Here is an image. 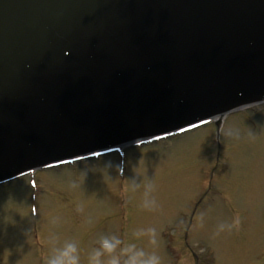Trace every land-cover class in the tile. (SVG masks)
<instances>
[{
  "label": "water",
  "instance_id": "95a60500",
  "mask_svg": "<svg viewBox=\"0 0 264 264\" xmlns=\"http://www.w3.org/2000/svg\"><path fill=\"white\" fill-rule=\"evenodd\" d=\"M261 96L264 0H0V178Z\"/></svg>",
  "mask_w": 264,
  "mask_h": 264
},
{
  "label": "rangeland",
  "instance_id": "374dc122",
  "mask_svg": "<svg viewBox=\"0 0 264 264\" xmlns=\"http://www.w3.org/2000/svg\"><path fill=\"white\" fill-rule=\"evenodd\" d=\"M149 179L151 209L142 206ZM36 180L32 202L25 178L0 187V264H46L67 241L76 243L79 264H89L103 237L121 241L103 262L134 244L160 264H195L186 246L196 264H264V111L224 117L218 131L210 124L76 169L40 171ZM237 216L238 226L217 233ZM148 227L155 245L134 234Z\"/></svg>",
  "mask_w": 264,
  "mask_h": 264
},
{
  "label": "clouds",
  "instance_id": "9594fccd",
  "mask_svg": "<svg viewBox=\"0 0 264 264\" xmlns=\"http://www.w3.org/2000/svg\"><path fill=\"white\" fill-rule=\"evenodd\" d=\"M228 136H233V132L229 129L226 133ZM238 136V133H236ZM252 136V133H249ZM74 186V185H73ZM139 187L138 184H131V190ZM152 190V183L149 179L144 185V200L142 206L145 208L156 207V201L150 196ZM80 206H77V211H80ZM240 223L239 216L235 217L229 224L220 223L217 225V233L223 231L225 228L231 229L238 226ZM135 236L149 237V242L153 245L156 244V229L154 227L141 228L136 230ZM100 247L91 251L88 256L89 264H120L121 257H125L124 264H160V257L155 253H146L143 249L137 248L134 244L120 250V254L110 255L106 262L100 258L105 254L114 253L117 247L121 244L120 239L116 237H103L99 241ZM46 264H79V255L77 252V245L74 242H65L63 246L54 248L52 253L47 257Z\"/></svg>",
  "mask_w": 264,
  "mask_h": 264
},
{
  "label": "bare ground",
  "instance_id": "6f19581e",
  "mask_svg": "<svg viewBox=\"0 0 264 264\" xmlns=\"http://www.w3.org/2000/svg\"><path fill=\"white\" fill-rule=\"evenodd\" d=\"M44 180H48L47 176L42 177Z\"/></svg>",
  "mask_w": 264,
  "mask_h": 264
}]
</instances>
